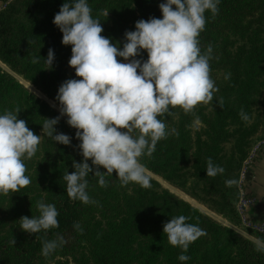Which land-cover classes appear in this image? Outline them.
<instances>
[{
    "label": "trees",
    "instance_id": "trees-1",
    "mask_svg": "<svg viewBox=\"0 0 264 264\" xmlns=\"http://www.w3.org/2000/svg\"><path fill=\"white\" fill-rule=\"evenodd\" d=\"M63 2L8 0L0 9V113L20 108L17 118L41 135L36 154L24 161L31 183L0 194V264H264V232L248 229L256 241L230 227L240 223L235 203L241 165L264 136V0H220L214 16L205 12V27L198 39L202 52L212 46L210 75L218 88L213 101L199 103L187 113L177 106L159 117L167 129L175 131L157 142L150 157H141L152 173L150 188L132 182L121 185L115 170L105 176L107 186L101 187L90 173L86 191L95 202L88 204L69 199L63 179L66 171H74L73 161L82 159L76 129L66 123L65 116L54 125L72 137L70 145L52 141L42 130L45 118L59 114L48 102L58 104L54 97L59 84L67 78L80 79L67 63L71 45L61 43L62 33L52 23ZM87 2L103 28L101 35L120 42L118 47L125 30H134L136 20L162 16L158 4L163 0ZM49 48L54 51L51 68L44 62ZM37 56L39 62L33 63ZM137 58L146 59V51L141 50ZM226 73H230L227 80ZM241 109L249 115L248 121L240 118ZM208 158L222 166L224 173L206 176ZM87 162L105 171L91 165L90 158ZM156 178L222 216L227 224L163 187ZM226 179L237 183L226 186ZM38 201L55 205L59 226L29 234L20 228L19 219L38 215ZM177 215L189 217L188 223L206 233L189 245L185 254L190 259L185 262L177 259L182 250L170 245L162 232L163 223ZM74 222L82 232L73 227ZM57 236L65 243L43 256L42 242Z\"/></svg>",
    "mask_w": 264,
    "mask_h": 264
},
{
    "label": "clouds",
    "instance_id": "clouds-1",
    "mask_svg": "<svg viewBox=\"0 0 264 264\" xmlns=\"http://www.w3.org/2000/svg\"><path fill=\"white\" fill-rule=\"evenodd\" d=\"M219 2L163 0L158 4L161 18L136 20L134 30H125L122 47L101 35L103 28L92 16L87 0H64L59 6L52 23L62 33L61 43L71 45L67 63L80 79L67 78L59 84L54 97L59 114L45 118L42 130L52 141L70 145L72 137L58 132L54 125L66 116V123L76 129L74 137L79 140L76 147L82 159L73 161L74 171L63 175L69 199L95 202L86 191L90 173L101 187L107 186L105 176L113 175L114 170L121 185L152 186V173L141 157H150L157 142L175 131L167 129L159 117L177 106L191 112L199 103L212 102L218 91L210 75L212 46L202 52L198 37L205 27V12L214 16ZM141 50L146 51V59L137 58ZM39 58L33 57L32 62H39ZM53 61L54 51L49 48L44 58L47 68ZM229 77L230 73L224 75L226 80ZM218 104L222 105V98ZM19 111L17 107L0 113V194L19 191L31 183L24 161L36 154L41 140L25 120L17 118ZM239 116L249 120L243 109ZM89 158L91 165L105 171L90 167ZM224 171L207 159L206 176ZM236 183L235 179L225 180L229 187ZM36 207L38 215L20 217L21 229L33 234L59 226L54 204L38 201ZM189 219L173 216L162 227L169 244L182 250L177 257L181 262L190 259L185 254L189 245L206 234L199 225L188 223ZM73 227L83 231L78 222ZM64 243L62 236L44 240L41 254L47 257Z\"/></svg>",
    "mask_w": 264,
    "mask_h": 264
},
{
    "label": "crops",
    "instance_id": "crops-1",
    "mask_svg": "<svg viewBox=\"0 0 264 264\" xmlns=\"http://www.w3.org/2000/svg\"><path fill=\"white\" fill-rule=\"evenodd\" d=\"M8 0H0V9ZM264 142V141H263ZM258 142L259 148L248 167L243 192L254 202L247 209L246 215L251 225L264 223V143Z\"/></svg>",
    "mask_w": 264,
    "mask_h": 264
},
{
    "label": "built area",
    "instance_id": "built-area-1",
    "mask_svg": "<svg viewBox=\"0 0 264 264\" xmlns=\"http://www.w3.org/2000/svg\"><path fill=\"white\" fill-rule=\"evenodd\" d=\"M259 145L260 144H256L255 146L252 147L250 153L248 154V156L246 157V159L243 161V163L241 165L240 172H239V178H238L239 196H238V199L235 203V211L240 218V223H239V225L234 226V229L236 231H238L240 234H242L243 236L249 237L251 239H254V238L250 235V233L248 232V229H253V230H257L259 232H264V223H262L260 225H251V223L249 222L247 215H246V212H247V209L249 208V206L254 202V198L247 196L243 192V185H244V181L246 179L248 167H249V165H250V163L254 157L255 151L259 148ZM210 214L214 218H217V219L223 221L219 216H217L211 212H210ZM254 240H256V239H254Z\"/></svg>",
    "mask_w": 264,
    "mask_h": 264
},
{
    "label": "rangeland",
    "instance_id": "rangeland-1",
    "mask_svg": "<svg viewBox=\"0 0 264 264\" xmlns=\"http://www.w3.org/2000/svg\"><path fill=\"white\" fill-rule=\"evenodd\" d=\"M28 87H30V89H32L31 91L32 92H34V93H36V95H38L40 98H45L44 97V95L41 93V92H39L38 90H35L33 87H31V86H29V84H26ZM48 102L50 103V106L57 112V113H59L58 112V104L56 103V102H54V101H52V100H48ZM66 117V116H65ZM264 141V136H262V137H260V138H258V140L254 143V145L253 146H255L258 142H263ZM264 143V142H263ZM156 179H158V181L161 183V185L163 186V187H165V188H168L170 191H172V192H174L175 194H177L178 196H180L182 199H184L185 201H187V202H189L191 205H193V206H195V207H197V208H199L201 211H203V212H206V213H208L210 216H212L211 214H210V210H208L205 206H203V205H201V204H198L193 198H191L190 196V198L188 197V195H187V197H185L186 196V194L185 193H183L182 191H179L178 189H175L173 186H171L170 184H168V183H166V182H164V181H162L161 179H159V178H156ZM166 184V185H165ZM169 185V186H168ZM211 213H213V212H211ZM214 214V213H213ZM216 215V214H215ZM217 216H219L223 221H221V220H219V219H217V218H214L213 216V219H215V220H217L218 222H220V223H222V224H227L225 221V219L222 217V216H220V215H217ZM238 225V224H237ZM236 225V226H237ZM237 234H239V235H241V236H243L242 234H240L238 231H236L235 229H234V226L232 225V226H230ZM245 237V236H244Z\"/></svg>",
    "mask_w": 264,
    "mask_h": 264
},
{
    "label": "bare ground",
    "instance_id": "bare-ground-1",
    "mask_svg": "<svg viewBox=\"0 0 264 264\" xmlns=\"http://www.w3.org/2000/svg\"><path fill=\"white\" fill-rule=\"evenodd\" d=\"M166 185V184H165ZM169 186V185H168Z\"/></svg>",
    "mask_w": 264,
    "mask_h": 264
},
{
    "label": "water",
    "instance_id": "water-1",
    "mask_svg": "<svg viewBox=\"0 0 264 264\" xmlns=\"http://www.w3.org/2000/svg\"><path fill=\"white\" fill-rule=\"evenodd\" d=\"M185 197H187V196H185Z\"/></svg>",
    "mask_w": 264,
    "mask_h": 264
}]
</instances>
